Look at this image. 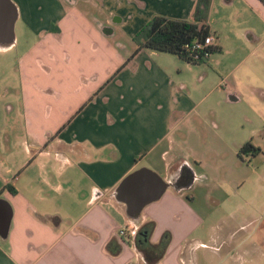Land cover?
I'll return each instance as SVG.
<instances>
[{"label": "crops", "instance_id": "crops-1", "mask_svg": "<svg viewBox=\"0 0 264 264\" xmlns=\"http://www.w3.org/2000/svg\"><path fill=\"white\" fill-rule=\"evenodd\" d=\"M14 1L36 37L13 81L0 78V198L12 210L0 264H147L143 237L117 234L130 218L113 195L142 167L177 185L131 219L154 222L151 243L170 235L156 264H264V57L244 92L212 61L225 41L263 51L264 2L211 0L220 51L190 64L130 56L151 17L192 21L196 0ZM248 141L258 151L238 156Z\"/></svg>", "mask_w": 264, "mask_h": 264}, {"label": "trees", "instance_id": "trees-1", "mask_svg": "<svg viewBox=\"0 0 264 264\" xmlns=\"http://www.w3.org/2000/svg\"><path fill=\"white\" fill-rule=\"evenodd\" d=\"M261 1L264 2V0ZM210 4L211 0H196L192 21L169 19L161 16L151 17L132 36L136 48L130 57L140 49L148 48L177 55L180 59L190 64L206 61L213 53L219 52L220 48L214 45L208 46L207 51L210 56L204 58V50H196L193 45L195 41L203 42L209 35L205 22L208 17ZM256 151H258V148L254 147L251 141H248L238 149V156L241 157V155ZM170 169L173 171L172 167ZM181 178L186 180L184 184H188L191 181V178H187L185 174H182ZM7 188L14 193V190H11L9 186ZM44 218L54 223V225H57L60 221V217L56 215ZM130 221L135 224L133 220L130 219ZM154 225L153 221H149L138 229L136 228V232L132 236L133 238L137 235L143 237L144 244L139 245L136 242L135 245L147 264H156L164 254L170 240V235L164 234L158 243L149 242V236L154 229ZM126 237L131 238L129 236ZM107 249L111 254H117L120 251V246L114 240H111L107 244Z\"/></svg>", "mask_w": 264, "mask_h": 264}, {"label": "water", "instance_id": "water-1", "mask_svg": "<svg viewBox=\"0 0 264 264\" xmlns=\"http://www.w3.org/2000/svg\"><path fill=\"white\" fill-rule=\"evenodd\" d=\"M18 10L12 0H0V49L14 45V26ZM191 179L194 175H191ZM176 187L174 181H165L148 168H139L126 175L114 190V199L124 204L128 218L136 219L142 209L149 203L158 200L167 187ZM10 204L0 198V237L6 238L11 221Z\"/></svg>", "mask_w": 264, "mask_h": 264}, {"label": "rangeland", "instance_id": "rangeland-1", "mask_svg": "<svg viewBox=\"0 0 264 264\" xmlns=\"http://www.w3.org/2000/svg\"><path fill=\"white\" fill-rule=\"evenodd\" d=\"M216 16L219 17V14H216ZM14 34V45L8 49H0V78L4 76L5 81H13L12 72L14 70L12 68H16L21 53L30 48L36 37L20 17H18L15 23ZM240 45V41H225L221 46V55L214 56L212 61L213 63H217L221 68H234L235 72L232 85L235 90L244 92L247 91V83L259 82L257 76V60L261 55L264 57V49L259 54L257 52V54L251 55L250 57H245L246 48L244 46L241 48ZM231 46L235 47L234 51L230 50ZM180 74L190 75L191 72L182 71ZM233 105L241 109L239 102L233 103ZM237 112L241 113L240 110H237ZM239 124L243 126L244 122L240 121ZM189 141H195V138L190 137Z\"/></svg>", "mask_w": 264, "mask_h": 264}, {"label": "built area", "instance_id": "built-area-1", "mask_svg": "<svg viewBox=\"0 0 264 264\" xmlns=\"http://www.w3.org/2000/svg\"><path fill=\"white\" fill-rule=\"evenodd\" d=\"M214 45V36L212 34H209L203 42L200 41H195L193 48L196 50H204L203 51V56L204 58H208L209 52L207 51L208 46H212ZM223 84L225 85V82H223ZM136 232V227L133 225V223L130 221L128 224L121 226L118 229L117 234L120 237H126V236H133Z\"/></svg>", "mask_w": 264, "mask_h": 264}]
</instances>
